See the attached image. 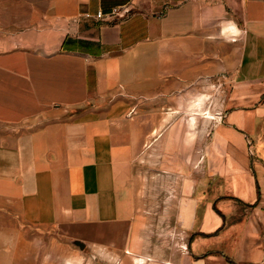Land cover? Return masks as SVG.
I'll use <instances>...</instances> for the list:
<instances>
[{"label": "crops", "instance_id": "1", "mask_svg": "<svg viewBox=\"0 0 264 264\" xmlns=\"http://www.w3.org/2000/svg\"><path fill=\"white\" fill-rule=\"evenodd\" d=\"M214 97L220 174L184 228L161 225L185 234L170 254L146 244L135 161L165 147L154 111ZM80 247L263 263L264 0H0V264H77Z\"/></svg>", "mask_w": 264, "mask_h": 264}, {"label": "rangeland", "instance_id": "2", "mask_svg": "<svg viewBox=\"0 0 264 264\" xmlns=\"http://www.w3.org/2000/svg\"><path fill=\"white\" fill-rule=\"evenodd\" d=\"M214 98L208 103H167L154 111L159 120L152 126L166 129L165 147L159 149L155 135L135 161L134 170L143 192L139 206L146 210L142 221L146 244L159 238L167 240L170 254H178L172 249L174 241L183 251L185 234L176 231L174 235L169 229L162 230L161 225L181 223L184 228L192 198L208 187L212 176L220 174L221 154L212 138L220 104ZM154 249L150 247V252ZM78 255L81 258L77 264H92V249L80 248Z\"/></svg>", "mask_w": 264, "mask_h": 264}, {"label": "built area", "instance_id": "3", "mask_svg": "<svg viewBox=\"0 0 264 264\" xmlns=\"http://www.w3.org/2000/svg\"><path fill=\"white\" fill-rule=\"evenodd\" d=\"M101 17V14H97V18H100ZM262 264H264V259H263V263Z\"/></svg>", "mask_w": 264, "mask_h": 264}, {"label": "water", "instance_id": "4", "mask_svg": "<svg viewBox=\"0 0 264 264\" xmlns=\"http://www.w3.org/2000/svg\"><path fill=\"white\" fill-rule=\"evenodd\" d=\"M80 248H83V247H80Z\"/></svg>", "mask_w": 264, "mask_h": 264}]
</instances>
